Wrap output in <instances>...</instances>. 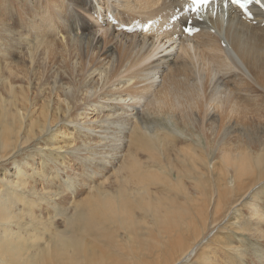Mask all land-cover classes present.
I'll list each match as a JSON object with an SVG mask.
<instances>
[{"label": "bare ground", "instance_id": "6f19581e", "mask_svg": "<svg viewBox=\"0 0 264 264\" xmlns=\"http://www.w3.org/2000/svg\"><path fill=\"white\" fill-rule=\"evenodd\" d=\"M250 12L223 0L195 13L186 0H0V264H264L260 107L222 112L206 98L178 114L183 130L171 112L183 82L202 81L187 79L188 58L216 72L220 52L235 69L203 79L207 93L264 96V10ZM231 112L255 116L259 137L208 145L204 159L201 121L241 134ZM242 233L256 239L251 256Z\"/></svg>", "mask_w": 264, "mask_h": 264}, {"label": "rangeland", "instance_id": "374dc122", "mask_svg": "<svg viewBox=\"0 0 264 264\" xmlns=\"http://www.w3.org/2000/svg\"><path fill=\"white\" fill-rule=\"evenodd\" d=\"M219 55H220V57H221V60H223V61H221L220 63H223L222 64V66H220L221 68L223 67V66H225V67H223L222 69H220L219 68V65H220V63H217L216 65V68H217V71L216 72H212L211 71V69L212 68H214V64H202L200 61H198L196 58H192L193 59V63H192V59L191 58H188L189 59V62H190V60H191V64L189 63V72H188V78L187 79H189V77L191 78V79H194V78H196L197 76H198V79L199 80H201L202 79V81L200 82V81H198L197 82V84L198 85H196V83H195V86H194V84L192 83V85H190V84H188L187 83V81H185L186 83H184L183 82V84L185 85H181L183 88V90H185L186 89V93H185V96L184 97H182V99L184 100L183 102H182V100H181V102H180V99H181V97H180V99L179 100H177L178 99V97H176L174 100V103H172L173 104V106H174V108H173V106H172V110H174V113L176 114H174L173 113V111H171L172 112V117H173V122L175 123V121H179V124L181 125L182 124V121H181V119L178 117V114L179 113H182L184 116H185V114L188 112V111H191L190 109H192V108H196L197 107V105H199L200 103H203L205 100H206V98H207V103H205L204 104V107L205 106H207V105H211V106H213V104H212V102L214 103V105L215 106H217L219 109L220 108H222V112H226L225 110H227L229 107H231V106H233L234 104H243V105H247V103H248V106H250V104L252 105V106H255V107H260V116L261 117H264V96H252L249 100H248V102H241L240 100H239V95L237 94V92H234L233 91V93H232V91H229L228 92V90H215L216 91V93L213 91V90H211V91H209L208 93H207V91H206V89L203 87L204 85H203V83L204 82H207V81H209V79H210V76H211V74H212V76L215 74V73H218V72H223V71H226V69L227 70H231L230 68H233V69H235L234 67H235V62L233 61L232 62V60L229 58V56L227 57V55H226V53H224V52H220L219 53ZM228 58V59H227ZM230 60V61H229ZM229 61V62H228ZM199 62H200V64H199ZM226 64V65H225ZM228 64V65H227ZM230 64H232L231 66H229ZM191 65V66H190ZM204 65V66H203ZM205 65H207V68L205 67ZM202 66L203 67H205L206 69H200V67L202 68ZM194 67V68H193ZM196 67V68H195ZM193 68V69H192ZM225 69V70H224ZM195 72H197V73H195ZM204 72V73H203ZM208 73V74H207ZM190 74H191V76H190ZM200 74V75H199ZM202 75H207L206 77L207 78H204ZM193 76H194V78H193ZM203 78H202V77ZM211 76V77H212ZM201 77V78H200ZM209 78V79H208ZM187 79H185V80H187ZM203 79H205V81L203 80ZM208 79V80H207ZM207 80V81H206ZM184 81V80H183ZM204 81V82H203ZM157 84H159L158 82H157ZM201 84V85H200ZM205 84V83H204ZM203 85V86H202ZM220 91V92H219ZM183 93V94H184ZM209 93H211V94H209ZM228 93H230V94H232V95H229ZM214 95V98L213 97H211V96H213ZM236 95H238V96H236ZM175 97V96H174ZM210 99V100H209ZM212 99H214L213 101H211ZM260 99V100H259ZM232 100V101H231ZM250 100H252V101H250ZM176 101L178 102V103H176ZM215 101V102H214ZM211 104H210V103ZM231 102V103H230ZM252 102V103H251ZM246 103V104H245ZM176 105V106H175ZM184 105V106H183ZM223 106V107H222ZM221 110V109H220ZM229 110H231L230 108H229ZM134 113H136V112H133V114ZM232 113V115L230 116V118H235L236 120H238L239 121V124L242 126V125H244V130H243V132L242 131H240V133L241 134H238V133H234V132H232V131H229L230 130V124L229 123H225L226 121H223V123H221V124H224V126L223 125H221L220 124V122H218L217 123V125H215V127H211V126H209L210 124H209V122H207V120H208V118H205L203 121H201V123L203 124V131L202 132H200L199 134H200V137H201V139H202V143H201V145L200 146H198V149H199V151H201V154H202V156H203V154H204V156H203V158L205 159V158H207L208 159V156H206L207 155V146L209 145H211V146H213L212 148L213 149H218V148H225V147H227V148H229V149H231L232 151H235L236 150V148H234V146H231L233 143H234V141L235 140H239V139H241V140H245V141H248L249 140V134H251V136L254 138V139H256L257 140V138L259 137V134H258V132H257V130H256V126H255V124H256V118H254L255 116H247V117H244V116H240V114H235V113H233V112H231ZM135 115V114H134ZM156 115V114H155ZM175 117H174V116ZM237 116V117H236ZM209 117V116H208ZM243 118V119H242ZM244 118H246V119H244ZM235 119L233 120V122L235 121ZM255 119V120H254ZM166 121V119H164V118H162V117H154L153 116V119H152V121L151 122H153V125L154 124H158V125H163V126H165V124L164 123H166L165 122ZM205 121V122H204ZM181 122V123H180ZM167 124V123H166ZM226 124V125H225ZM171 125V124H170ZM167 126V125H166ZM220 126V127H219ZM224 127V128H223ZM171 128H172V125H171ZM179 128H181L182 130L183 129H186V128H183L182 127V125H181V127H179ZM207 128V129H206ZM210 129V130H209ZM212 129V130H211ZM223 129V130H222ZM218 131V132H217ZM222 131V132H221ZM225 131V132H224ZM245 131V132H244ZM169 132L170 131H164V132H161V134H160V136L162 137V138H164V136H169L171 139V141L173 140V142H171V144H176L179 148H181V147H188L189 146V144H188V142L187 143H185V144H181V142L183 141V139H181L180 137H179V135H174V134H169ZM189 130H187V131H184V132H182L183 134H184V136L185 137H189L190 139H191V137L189 136ZM209 133V134H208ZM231 133V134H230ZM169 134V135H168ZM218 134V135H217ZM223 134V135H222ZM235 135H239L238 137L237 136H235ZM186 140V139H185ZM222 140H223V142H222ZM225 142V143H224ZM194 143L195 144H197L198 142L197 141H194ZM219 143V144H218ZM228 145V146H227ZM171 149H172V147H171ZM206 154V155H205ZM210 155H215L214 154V152L212 151V152H210ZM209 155V156H210ZM211 157V156H210ZM216 160H217V162H219L218 164V169H219V167H220V164H221V162H220V158L219 157H217L216 158ZM176 163H179V164H176ZM207 163H211V162H206L205 164H207ZM174 164L176 165V166H178V165H180L181 164V162H174ZM205 166H207V165H205ZM208 167V166H207ZM205 168V170H204V166H202L201 167V169L203 170V172L204 173H208V175L207 176H204V180L206 181L207 180V177L211 174V178H210V180L211 179H213V180H211V184H213V185H215V178L218 176V175H216V174H214L213 175V173L211 172V171H214L213 170V168L212 167H208V168ZM211 171H210V170ZM206 171V172H205ZM207 171H209V172H207ZM210 173V174H209ZM260 187H262V188H260ZM260 187L258 188V190H257V193H258V195L263 199V201H264V185H260ZM212 190L213 189H210V192H212ZM260 193V194H259ZM214 193H212L211 194V197L213 196V197H215V199L217 198V194H216V192H215V195H213ZM261 203V206H262V210L261 211H263L264 212V202L262 203V202H260ZM243 204V203H242ZM243 206V205H242ZM249 206H251V204H248V203H246L245 204V207L246 208H244L243 209V213H244V221L242 222L241 221V224L242 225H245V221H247L248 222V214H246V213H248L247 211H249L248 210V207ZM225 216H227V213H226V215ZM225 219H226V221H225ZM224 219V223H223V226L225 227H227V225H228V223H229V220H230V217H227V218H225ZM228 220V221H227ZM227 222V223H226ZM262 226L264 227V222L262 223ZM242 237H241V236ZM244 235V236H243ZM237 238L239 239V240H237V243L236 244H240L241 246H243L244 247V250H245V252L246 253H248L250 256L252 255V251H254V245H253V243H254V241H256V239L255 238H253V237H251V236H249V235H245V234H239V236L237 235ZM242 239V240H241ZM251 239V240H250ZM252 241V242H251ZM256 255L258 256L259 254H258V252H256Z\"/></svg>", "mask_w": 264, "mask_h": 264}, {"label": "snow or ice", "instance_id": "6c2138e0", "mask_svg": "<svg viewBox=\"0 0 264 264\" xmlns=\"http://www.w3.org/2000/svg\"><path fill=\"white\" fill-rule=\"evenodd\" d=\"M198 2H200V0H198ZM203 2H207V0H203ZM237 2H238V0H237Z\"/></svg>", "mask_w": 264, "mask_h": 264}]
</instances>
